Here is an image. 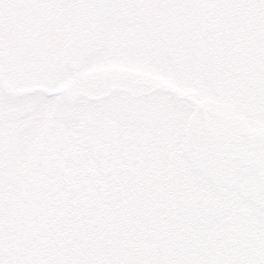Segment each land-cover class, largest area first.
Returning <instances> with one entry per match:
<instances>
[{"label": "snow or ice", "instance_id": "1", "mask_svg": "<svg viewBox=\"0 0 264 264\" xmlns=\"http://www.w3.org/2000/svg\"><path fill=\"white\" fill-rule=\"evenodd\" d=\"M0 264H264V0H0Z\"/></svg>", "mask_w": 264, "mask_h": 264}]
</instances>
